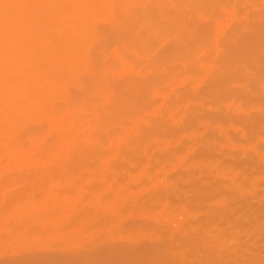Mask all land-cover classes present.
<instances>
[{
	"label": "bare ground",
	"instance_id": "obj_1",
	"mask_svg": "<svg viewBox=\"0 0 264 264\" xmlns=\"http://www.w3.org/2000/svg\"><path fill=\"white\" fill-rule=\"evenodd\" d=\"M0 63V264H264V0H0Z\"/></svg>",
	"mask_w": 264,
	"mask_h": 264
},
{
	"label": "rangeland",
	"instance_id": "obj_2",
	"mask_svg": "<svg viewBox=\"0 0 264 264\" xmlns=\"http://www.w3.org/2000/svg\"><path fill=\"white\" fill-rule=\"evenodd\" d=\"M58 8H59V6L58 5H52V6H50L49 7V10H50V13H52V15H56V13H57V10H58ZM222 26H224V25H222ZM226 29V26L225 27H223V30H225ZM220 30V29H219ZM221 30H222V28H221ZM222 30V32H220V33H222L223 34V31ZM219 38H220V34H219ZM114 53V52H113ZM218 58V57H217ZM0 64H2V63H0ZM210 74V73H209ZM212 74V73H211ZM208 77L210 76V75H207ZM48 117V116H47ZM46 117V118H47ZM49 119H51V117H49ZM49 119L47 118V119H43V122L46 120V122H47V120L49 121ZM46 122H44V124L46 123ZM48 123V122H47ZM71 125V123H68V125ZM75 124V123H74ZM66 125V124H65ZM73 125V124H72ZM72 125H71V127H72ZM66 127V126H65ZM70 127V128H71ZM63 129H64V125H63V127H62ZM66 128H68V127H66ZM66 128H65V131H66ZM70 130V129H69ZM6 147V146H5ZM13 163V162H12ZM11 165V164H10ZM5 254V253H4ZM3 254V255H4ZM6 254H9L8 252H6Z\"/></svg>",
	"mask_w": 264,
	"mask_h": 264
}]
</instances>
